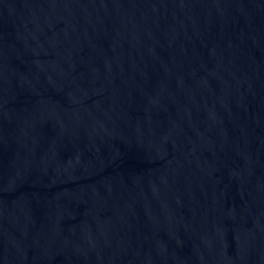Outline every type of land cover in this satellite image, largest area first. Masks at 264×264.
I'll use <instances>...</instances> for the list:
<instances>
[{"label":"water","instance_id":"obj_1","mask_svg":"<svg viewBox=\"0 0 264 264\" xmlns=\"http://www.w3.org/2000/svg\"><path fill=\"white\" fill-rule=\"evenodd\" d=\"M0 264H264V0H0Z\"/></svg>","mask_w":264,"mask_h":264}]
</instances>
